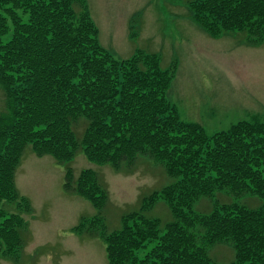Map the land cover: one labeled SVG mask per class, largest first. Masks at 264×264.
Listing matches in <instances>:
<instances>
[{
	"label": "trees",
	"instance_id": "16d2710c",
	"mask_svg": "<svg viewBox=\"0 0 264 264\" xmlns=\"http://www.w3.org/2000/svg\"><path fill=\"white\" fill-rule=\"evenodd\" d=\"M182 3L211 38L243 33L245 45L264 44V0ZM139 15L130 20V36ZM176 69V61L161 69L159 57L142 50L115 59L99 41L86 0H0V88L6 100L0 113V256L20 261L27 228L22 214L32 207L14 179L29 147L36 157L59 164L82 152L116 172L144 158L173 180L146 201V208L162 201L170 211L173 220L162 234L159 220L142 215L125 218L111 235L99 215L71 228L76 236L99 238L108 264H217L208 255L216 245L233 251L228 264H264V116L208 136L198 123L180 120L166 99ZM79 120L87 123L80 139L73 131ZM63 191L98 212L107 200L89 169L75 178L67 168ZM220 193L233 201H214ZM244 197L260 204L248 208L238 202ZM202 199L212 204L206 213L194 210ZM149 244L155 246L139 257Z\"/></svg>",
	"mask_w": 264,
	"mask_h": 264
},
{
	"label": "rangeland",
	"instance_id": "374dc122",
	"mask_svg": "<svg viewBox=\"0 0 264 264\" xmlns=\"http://www.w3.org/2000/svg\"><path fill=\"white\" fill-rule=\"evenodd\" d=\"M86 1L99 30V41L115 59H125L142 50L157 55L161 69L177 62L166 99L176 107L183 122L198 123L208 136H213L239 121L264 116V44L245 45L243 33L211 38L194 25L183 0ZM136 13H140L137 32L130 36V20ZM5 103L0 88V113L5 112ZM86 126L84 120H79L73 127L78 139ZM67 168L72 169L75 178L82 170L95 172L107 196L100 212L84 198L63 191ZM14 181L19 194L32 207L30 214H22L27 228L21 232L23 249L18 264H108L99 238L72 234L71 228L81 218L101 216L106 235L120 231L127 217L142 215L159 220L160 234L173 220L162 201L146 208L153 192L173 180L160 166L144 158H139L131 169L116 172L109 165L87 160L82 152L71 162L59 164L50 156L36 157L27 147ZM213 200L233 201L223 193ZM238 202L248 208L260 204L255 197ZM3 207L17 213L13 205ZM211 207L210 200L202 199L194 210L206 213ZM154 246L149 244L142 253L139 250L138 256L143 257ZM208 255L217 264H228L234 257L226 245L214 246ZM0 264L14 263L0 256Z\"/></svg>",
	"mask_w": 264,
	"mask_h": 264
}]
</instances>
